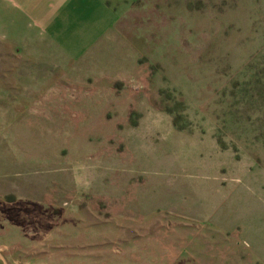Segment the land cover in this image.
Segmentation results:
<instances>
[{
  "label": "rangeland",
  "instance_id": "374dc122",
  "mask_svg": "<svg viewBox=\"0 0 264 264\" xmlns=\"http://www.w3.org/2000/svg\"><path fill=\"white\" fill-rule=\"evenodd\" d=\"M103 1L99 80L0 33V264H264V0Z\"/></svg>",
  "mask_w": 264,
  "mask_h": 264
},
{
  "label": "crops",
  "instance_id": "0c3cea01",
  "mask_svg": "<svg viewBox=\"0 0 264 264\" xmlns=\"http://www.w3.org/2000/svg\"><path fill=\"white\" fill-rule=\"evenodd\" d=\"M23 1L24 8L17 0H0V33L10 41L13 38L25 54L39 58L42 54L50 63L59 62L60 68H69L66 61L75 58L76 68L92 70L88 74L99 80L98 69L105 52L132 51L125 31L129 26L103 0ZM132 1L124 0L129 4L119 10L132 7ZM86 56L89 58L83 63Z\"/></svg>",
  "mask_w": 264,
  "mask_h": 264
}]
</instances>
